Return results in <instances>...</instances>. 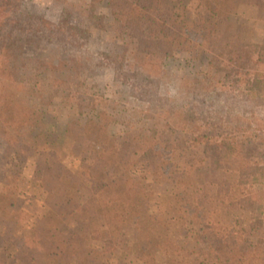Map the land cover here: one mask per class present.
<instances>
[{
    "label": "trees",
    "instance_id": "trees-1",
    "mask_svg": "<svg viewBox=\"0 0 264 264\" xmlns=\"http://www.w3.org/2000/svg\"><path fill=\"white\" fill-rule=\"evenodd\" d=\"M15 1L0 0V146L42 155L36 145L47 141V125L27 99L68 109L69 144L45 170L47 210L37 225L23 207L21 175L10 170L0 180V264H107L95 245L124 248L130 229L143 264H264V44L244 42L230 20L241 6L264 11V0H198L194 10L192 0H91L95 25L103 28L97 10L105 2L120 40L99 53L90 31L67 20L42 19L31 30ZM31 42L49 53L27 56ZM192 45L213 58L201 79L187 82L191 97L179 108L163 91V62ZM106 67L123 106L134 105L130 115L92 81ZM86 142L94 152L74 170L65 161ZM146 173L184 190V210L201 226L192 236L198 247L181 246L166 219L150 213ZM246 187L250 200L241 197ZM234 210L250 212L249 224H229ZM71 217L81 231L66 237Z\"/></svg>",
    "mask_w": 264,
    "mask_h": 264
},
{
    "label": "rangeland",
    "instance_id": "rangeland-1",
    "mask_svg": "<svg viewBox=\"0 0 264 264\" xmlns=\"http://www.w3.org/2000/svg\"><path fill=\"white\" fill-rule=\"evenodd\" d=\"M91 0H68L66 3L58 0H16L15 6L21 10L22 21L31 29L36 31L40 26L42 19L52 22L67 20L75 25L81 26L90 31V49L95 52L111 51L115 45L120 43L114 34L110 10L105 2L100 4L97 13L104 17L103 28L95 25L93 18L89 16V4ZM198 0H192L191 5L195 9ZM191 17L195 13L190 10ZM235 25L242 27V38L246 43L264 44V11L255 6H241L239 10L230 17ZM49 47L45 44L31 42L25 48V54L29 57L49 53ZM213 58L211 52L204 47L192 45L187 52L175 53L163 62V71L166 73L165 86L163 91L174 104L181 108L185 106L191 97L188 90L189 81L201 79L203 74L209 71V62ZM113 70L111 68H101L97 70L92 81L97 87L100 95L116 102L118 108L130 115L133 112V104L128 102L122 104L118 93L113 86ZM187 83V84H186ZM29 105L36 107L43 115L44 122L47 125L48 139L46 142L37 143L42 155L40 157H27L15 154L6 146H0V180L10 171L18 172L22 177L21 190L24 209L30 213L31 224L37 225L41 217L45 214V197L50 186H42L43 177L47 167L56 161L57 151L64 152L67 155L69 142L65 139L66 123L70 112L60 103L47 106L40 103L37 99H27ZM138 121V120H137ZM148 126L151 122L143 121ZM119 126L114 128L118 132ZM95 149L94 144L86 142L85 147L77 157H70L65 162L76 170L81 162L88 161ZM182 164V163H180ZM144 182L147 190L151 194L149 202V211L155 215L161 216L167 221L168 231L174 236L183 247H198L192 241V236L200 230L199 224L191 223L189 215L184 210V202L181 200V193L184 190L180 185L166 181L154 179L151 173L145 174ZM254 190L244 188L241 197L244 200H250ZM81 197L88 196L87 190H83ZM220 220V217H217ZM252 214L234 210L229 216L228 222L233 227L239 228L246 226L251 221ZM227 224V223H226ZM81 225L76 218H69L62 225V232L66 237L80 233ZM126 236L129 240L126 247H115L104 243H97L95 248L100 253L99 262L107 264H143L133 253L134 245L137 242V236L132 229L128 230ZM246 242L255 245L256 238L246 237ZM0 253L1 250H0ZM158 261L164 260V255L158 254ZM97 264V263H96Z\"/></svg>",
    "mask_w": 264,
    "mask_h": 264
}]
</instances>
